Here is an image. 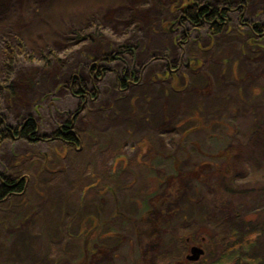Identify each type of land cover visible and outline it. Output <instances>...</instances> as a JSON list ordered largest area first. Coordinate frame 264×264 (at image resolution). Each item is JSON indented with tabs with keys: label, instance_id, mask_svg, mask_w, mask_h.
Returning a JSON list of instances; mask_svg holds the SVG:
<instances>
[{
	"label": "rangeland",
	"instance_id": "rangeland-1",
	"mask_svg": "<svg viewBox=\"0 0 264 264\" xmlns=\"http://www.w3.org/2000/svg\"><path fill=\"white\" fill-rule=\"evenodd\" d=\"M200 1L227 5L0 0V117L16 126L32 114L45 139L0 140V173L26 180L0 201V264H185L192 245L232 242L237 211L261 221L264 0H230L219 33L181 25L182 8ZM69 117L78 148L52 138ZM161 160L170 173L152 170ZM157 190L149 206L165 195L173 225L150 240L142 212Z\"/></svg>",
	"mask_w": 264,
	"mask_h": 264
},
{
	"label": "trees",
	"instance_id": "trees-1",
	"mask_svg": "<svg viewBox=\"0 0 264 264\" xmlns=\"http://www.w3.org/2000/svg\"><path fill=\"white\" fill-rule=\"evenodd\" d=\"M227 5L221 6L216 5L212 2H193L190 6H186L180 15L181 25L190 24L191 27L200 28L203 25H210V29L214 33H219L225 27V24L229 20V12L232 11L231 1L226 0ZM190 3V2H189ZM187 3V4H189ZM239 5V7H237ZM235 8L243 9L245 6L244 2L237 4ZM242 20V19H241ZM240 20V21H241ZM250 26V25H249ZM254 32L263 31L258 24L255 22L250 26ZM191 30V29H190ZM187 30L186 33H188ZM128 48H132V46L127 45ZM6 55L8 60L4 65L5 75L10 76L13 74L14 65L17 61V50H15L12 46H8L6 50ZM17 56V57H16ZM105 60H111V57H105ZM101 71L100 67H96V72L94 74L95 77H98L97 74ZM98 72V73H97ZM131 74V73H130ZM126 80V79H123ZM74 81H77L79 85H83L84 82L79 76L74 77ZM124 82V81H123ZM2 87V86H1ZM7 87L12 90L11 86ZM80 92H84V89L81 88ZM82 95V94H81ZM1 118V117H0ZM76 118H69L66 122H62L58 125V128L53 132V137L58 138L59 141L62 142L65 148H78L81 146L80 136L74 131ZM0 140H14L21 139L29 142L38 143L40 140H43L41 137L40 123L38 119L29 114L26 116L22 122L13 126L6 120V118L0 119ZM165 160H161L158 163L154 164L155 172L160 174L161 172H167L164 169ZM174 162V163H173ZM176 161H172V165L175 166ZM166 175V174H165ZM0 201L4 200L12 195L21 193L25 190L26 180L22 179H13L10 176L0 173ZM166 178H159V182H165ZM222 183H225V180H221ZM225 186V184H224ZM227 190L231 191L233 194H240L241 196H248L251 191L244 188H239L235 190L234 188L226 187ZM158 194L157 192H151L146 198L144 203H146V208L143 213V218L145 217V212H147L146 217V230L147 236L150 240L155 238L156 240L160 239V235L167 234L172 232V225L168 220V217L165 216L167 213L163 211V207L165 205L166 197L165 195L160 198L161 202L158 206H155V210L150 208V203L152 202V198ZM239 196V195H238ZM240 204V203H239ZM236 218L230 221L228 224L229 233L232 236V242L224 245L222 240L219 238H213L212 247H208L206 258H210L211 262L208 264H264V208L257 210L255 213L261 218L257 220L255 225L253 226L251 221H247L245 218V214L239 213L237 211ZM160 214V218H159ZM157 215V216H155ZM142 233H140L141 235ZM166 241V240H165ZM167 242V241H166ZM165 242V244H166ZM208 246V245H207ZM85 259V258H84ZM83 261V260H82ZM82 262H79L81 264ZM176 264H179L177 262Z\"/></svg>",
	"mask_w": 264,
	"mask_h": 264
},
{
	"label": "water",
	"instance_id": "water-1",
	"mask_svg": "<svg viewBox=\"0 0 264 264\" xmlns=\"http://www.w3.org/2000/svg\"><path fill=\"white\" fill-rule=\"evenodd\" d=\"M205 254V248L200 244L192 245L187 259L190 261H198Z\"/></svg>",
	"mask_w": 264,
	"mask_h": 264
},
{
	"label": "flooded vegetation",
	"instance_id": "flooded-vegetation-1",
	"mask_svg": "<svg viewBox=\"0 0 264 264\" xmlns=\"http://www.w3.org/2000/svg\"><path fill=\"white\" fill-rule=\"evenodd\" d=\"M192 3H193V2L189 3V6H190ZM187 5H188V4H187ZM187 5H186V6H187ZM184 8H185V7H184ZM184 8H182V11L184 10ZM232 10H233V9H232ZM249 25H250V24H249ZM123 49H124V50H121L120 53L128 52L129 50H134L133 47H132V48L124 47ZM118 52H119V51H118ZM129 52H130V51H129ZM112 57L115 58L114 56H112ZM80 109H81V108H78L79 111H80ZM69 118H71V117H69ZM69 118L66 119L64 122H66L67 120H69ZM57 128H58V127H57ZM57 128H56V129H57ZM56 129H55V130H56ZM55 130H54V131H55ZM54 131H53V132H54ZM53 132H52V133H53ZM52 135H53V134H52ZM52 138H54V137L52 136ZM56 139L59 140L58 138H56ZM43 140H45V139H43ZM155 208H156V207H155ZM155 208H154V210H155ZM148 211H149V210H148ZM148 211H146L145 214H146ZM146 215H147V214H146ZM146 215H145V216H146ZM145 220H146V219L141 220V223L143 222V224L146 225L147 223H146ZM141 227H142V226H139V228H141ZM142 230L145 231V230H146V226L143 227ZM145 232H147V230H146ZM146 234H147V233H146ZM185 260H186L185 264H192V263H193L192 261H190V260L187 259V255H186V257H185ZM179 264H180V263H179Z\"/></svg>",
	"mask_w": 264,
	"mask_h": 264
},
{
	"label": "bare ground",
	"instance_id": "bare-ground-1",
	"mask_svg": "<svg viewBox=\"0 0 264 264\" xmlns=\"http://www.w3.org/2000/svg\"><path fill=\"white\" fill-rule=\"evenodd\" d=\"M205 253H206V250H205Z\"/></svg>",
	"mask_w": 264,
	"mask_h": 264
}]
</instances>
